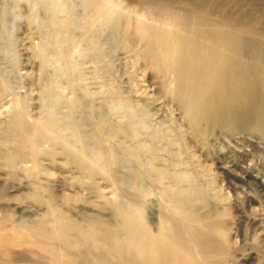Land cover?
Listing matches in <instances>:
<instances>
[{
	"label": "rangeland",
	"instance_id": "rangeland-1",
	"mask_svg": "<svg viewBox=\"0 0 264 264\" xmlns=\"http://www.w3.org/2000/svg\"><path fill=\"white\" fill-rule=\"evenodd\" d=\"M71 1L68 11L52 13L44 0H0V225L49 227L51 208L81 226L112 224L110 204L136 202L154 231L160 206L185 196L221 215L223 246L237 264H264L262 86L249 96L248 111L196 123L194 110L166 91L127 42L125 26H91ZM122 112H135L145 125L131 126ZM48 116L57 133L28 149L21 134L36 139L35 124ZM31 263L13 254L12 264Z\"/></svg>",
	"mask_w": 264,
	"mask_h": 264
},
{
	"label": "bare ground",
	"instance_id": "bare-ground-1",
	"mask_svg": "<svg viewBox=\"0 0 264 264\" xmlns=\"http://www.w3.org/2000/svg\"><path fill=\"white\" fill-rule=\"evenodd\" d=\"M44 2L52 13L68 11L73 4ZM77 3L91 26L110 20L125 26L127 42L153 65L166 91L186 110H194L196 123L201 119L222 123L248 111L255 100L249 96L257 85L262 86L264 99V0H136L133 6L124 0ZM66 17L58 19L59 29H64ZM232 106L234 110H228ZM122 113L130 116L131 126L145 125L135 112ZM34 132L36 139L21 134L32 151L43 135L57 133V124L48 116L35 124ZM154 133L148 132L152 153L157 148ZM94 157L101 159L99 151ZM89 172L94 173L90 166ZM108 210L112 224L98 220L81 226L51 208L49 227L0 225V264H12L13 254L31 264H226L228 259L237 264L232 250L223 246L226 226L212 206L202 211L188 197H171L160 206L154 231L139 203H112ZM12 243L20 249L13 251Z\"/></svg>",
	"mask_w": 264,
	"mask_h": 264
}]
</instances>
